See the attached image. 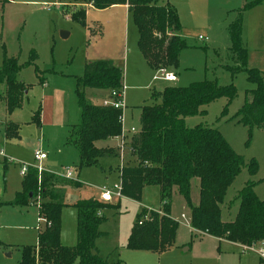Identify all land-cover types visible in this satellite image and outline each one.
<instances>
[{
  "label": "rangeland",
  "instance_id": "1",
  "mask_svg": "<svg viewBox=\"0 0 264 264\" xmlns=\"http://www.w3.org/2000/svg\"><path fill=\"white\" fill-rule=\"evenodd\" d=\"M161 2L170 3L177 10L182 39L187 46L181 52L179 67L173 70L178 77L175 82L154 79L160 73L151 70L140 53L137 28L132 15L124 7L100 13L89 9L94 8L91 3L73 7L68 0H0V67L5 57L18 59L22 66L19 80L28 87L21 107L7 116L4 101L6 85L0 84V187L4 203L0 209V264H20L23 249L37 246L39 233L47 227L39 215L38 197L34 204L15 203L16 193L21 189L23 177L20 172L24 165H41L59 176V189L64 192L61 203L101 197L104 187L112 189L120 182L121 165L130 161L129 148L123 158L119 153L117 159L102 160L105 171L97 167L78 170V151L65 143V135L69 134L67 126L78 124L81 115L76 96L77 78L86 74L91 63L99 61H110L124 71L123 132L128 139L140 130L142 108L159 103L153 98L154 93H160L169 86L189 87L204 81L218 82L221 86L233 83L238 96L225 118L221 116L227 100L222 98L205 108L206 115L186 117L185 124L188 128L204 125L218 130L246 163L255 159L259 165L255 176L244 168L228 189L221 206L224 221L232 222L235 219L239 210L236 198L249 181L255 183L256 196L264 200V131L253 128L250 136L249 128L234 119L244 104L246 91L254 86L248 82L244 72L233 77L225 68L237 65L229 51L227 28L238 16L236 10L231 11V8L239 10L245 0ZM243 32L248 50L247 67L257 69L264 82V1L245 14ZM64 34L67 36L64 37ZM200 36L208 38L209 42L200 41ZM108 92L87 89L86 97L90 103L100 105ZM38 111L39 126L33 121ZM9 121L19 125L20 140L5 139V125ZM115 141L119 152L120 141ZM105 145V142L97 144L98 147ZM39 149L48 153L49 159L45 164L34 158V151ZM5 158L10 161L6 169L3 167ZM67 169L73 173L70 179H66ZM77 182L80 187L75 186ZM198 199L199 180L193 179L191 200L196 205ZM119 200L120 203H117ZM119 200L110 202L113 205L117 203L118 208L103 211L107 220L102 224V229L107 235L99 240V248L104 256H108L119 244L125 246L127 236L143 210L158 211L162 207L160 188L157 186L145 187L140 202L125 197ZM73 204L64 206L61 211L60 240L62 244L66 242L65 245L77 242V210ZM189 216L186 200L178 194L174 195L171 199V217L179 221L180 228L177 248L170 253L179 255L187 264H196L199 250L214 255L215 246L209 240L202 244L194 240V248L187 253L182 252L186 247L181 246L190 238ZM143 253L153 260L141 263L130 261V264H159V256L156 258L148 252L123 248L121 256ZM223 257L221 264L232 263L231 256ZM242 257L244 264H259V256L251 251ZM233 263L238 264L237 259Z\"/></svg>",
  "mask_w": 264,
  "mask_h": 264
},
{
  "label": "trees",
  "instance_id": "2",
  "mask_svg": "<svg viewBox=\"0 0 264 264\" xmlns=\"http://www.w3.org/2000/svg\"><path fill=\"white\" fill-rule=\"evenodd\" d=\"M68 1L72 6L91 3L97 10L127 5L138 31V48L147 65L155 71L179 67L181 52L187 46L181 36L182 25L177 10L172 4L162 0ZM263 1L246 0L245 5L236 10L238 16L227 28L229 51L237 65L225 68L233 77L244 72L248 82L254 86L246 91L244 104L234 116L238 123L249 128L250 136L253 128L264 131V82L257 69L247 67L248 50L243 23L245 14ZM21 70L16 58L5 57L0 67V84L6 85L4 101L8 113L21 107L28 93L27 85L19 80ZM123 88L124 71L110 61L91 63L86 74L77 78L76 96L81 115L79 123L70 129L66 145L78 151V170L97 167L105 171L101 161L119 157L118 149L107 143L123 132L122 109L90 103L86 90L111 93L120 92ZM237 96L238 90L233 83L221 86L218 82L204 81L189 87H166L153 95L155 100H159L158 104L142 108L140 130L128 142L130 161L120 170L122 194L140 202L145 187L157 186L162 207L160 211L145 209L138 215L128 239L129 250L162 253L174 247L179 223L171 217V199L176 194L188 204L192 232L249 247L264 242V200L256 196L254 182L249 181L239 192L236 198L239 210L232 222L223 220L221 207L228 189L244 168L251 176L258 173L257 161L253 159L246 163L218 130L204 125L188 128L185 124L186 117L206 115L205 108L222 98L227 100L221 116L225 118ZM33 121L40 125V111L34 114ZM19 129V125H5V138L19 139ZM99 142L106 145L98 147ZM38 176L35 169L28 170L15 203L34 204L38 197L39 215L47 227L39 233L37 246L23 249L20 264H124L102 258L96 246L98 239L104 236L100 230L107 220L103 211L118 206L95 198L79 200L74 205L77 210V244L64 246L60 240L63 191L57 187L58 178L54 174L46 172ZM193 179L199 180L198 205L191 200ZM3 205L0 188V209ZM145 216H148L147 220H144Z\"/></svg>",
  "mask_w": 264,
  "mask_h": 264
},
{
  "label": "crops",
  "instance_id": "3",
  "mask_svg": "<svg viewBox=\"0 0 264 264\" xmlns=\"http://www.w3.org/2000/svg\"><path fill=\"white\" fill-rule=\"evenodd\" d=\"M245 3H246V0H245V2H243V4H242V7L245 5ZM125 8V9H127V11H128V6L127 5H120V6H115V7H111V8H108V9H105V10H97V9H95V8H92V7H90L89 9H92V10H94V11H96V12H100V13H106V12H108V11H110V10H113V9H118V8ZM241 7V8H242ZM240 8V7H239ZM232 10H237L236 8H231V11ZM129 12V11H128ZM181 36H182V32H181ZM200 37H202V36H200ZM200 37H199V40H200ZM203 38V37H202ZM205 39L206 38H203V40H200V41H202V42H204V43H207V42H209V39H208V41H205ZM151 70H153V69H151ZM167 72H169V73H172V74H174V71L173 70H167ZM175 76H176V78H177V80H178V77H177V75L176 74H174ZM156 77V76H155ZM155 77H154V79H155ZM155 80H157V79H155ZM176 80V81H177ZM163 81H165V80H163ZM165 82H169V81H165ZM44 84V83H43ZM110 98V92H108L107 93V95L106 96H103V98H102V100L103 101H105V100H108ZM103 101H102V103H103ZM98 105V104H97ZM7 110V108H5V111ZM7 114V113H6ZM13 114V112L12 113H8L7 114V116H9V115H12ZM6 124H15V125H18L17 123H15V122H11V121H9V122H7ZM61 126L63 125L62 123L60 124ZM72 126H74V125H69V126H67V132H70V129L72 128ZM123 134H124V136L126 137V140H129L128 139V136L123 132ZM69 135V134H68ZM68 135H67V133H66V135H65V141L67 140V137H68ZM5 137V136H4ZM6 139V138H5ZM7 141H11V140H8V139H6ZM12 140H20V138L19 139H12ZM115 140H118L117 138H115V139H111V140H109L108 141V143L107 144H109V145H111V146H113V147H117V141H115ZM66 143V142H65ZM36 151H41V152H43V153H46L47 154V159H46V162L48 161V159H49V156H48V153L44 150V149H39V150H35L34 151V153L36 152ZM78 158H79V155H78ZM9 162L10 161H8V159H4V161H3V167H4V169H6L7 168V166H8V164H9ZM46 162H44V164L46 163ZM25 166V165H24ZM23 169V168H22ZM47 171V170H46ZM22 172V171H21ZM21 172H20V174H21ZM48 173H51V174H54L57 178H58V185H57V187L59 188V184H60V178H59V176H57L55 173H53V172H50V171H47ZM21 176H22V174H21ZM23 178H24V176H22ZM60 177H62V176H60ZM67 179V178H66ZM22 181H23V179H22ZM22 181H21V189H20V191H18L17 193H16V195L19 193V192H21V190H22ZM77 184H80V183H75V186H77V187H80V185L78 186ZM1 188V187H0ZM60 190V189H59ZM63 196H64V192H63ZM63 196H62V198H63ZM1 198H2V189H1ZM92 198H95V199H98L99 201H101V202H103L102 200H101V197H92ZM124 198V197H123ZM90 199V198H89ZM122 199V198H121ZM86 200V199H85ZM117 200H119V199H117ZM72 203H74V204H76L75 202H73L72 200H70L68 203H62L64 206H68V205H72ZM103 203H106V204H111L110 202H103ZM117 203H120V200L119 201H117ZM117 203L115 204V206L117 205ZM198 203H199V199H198ZM198 203L196 204V205H198ZM73 204V205H74ZM111 205H113V204H111ZM195 205V204H194ZM119 207V206H118ZM117 207V208H118ZM112 210L113 209H115V208H111ZM148 211H155V210H148ZM158 211H160V209L158 210ZM104 214V213H103ZM105 215V214H104ZM106 216V215H105ZM175 220V219H174ZM177 221V220H176ZM178 223H179V221H177ZM188 230H189V240H187L188 242H185L182 246H181V248H185L182 252L183 253H187V252H189L190 250H192L193 248H194V245H193V243H194V240H196V241H198L200 244H202L203 242H205V241H207V240H209V241H211L213 244H214V246H215V249H214V255H212V254H206V252H205V250H203L202 252L199 250V252L197 253V256L199 257V259L197 260V262H196V264H221V262H222V260H223V256H231L230 258L232 259V263L237 259V261H238V264H244V259H243V257H242V255H244V254H246L249 250H245V249H243V247L244 246H242V245H239V244H235V243H231V242H228V241H225V240H220V239H217V238H214V237H212V236H208V235H205V234H201V233H199V232H196V231H193L192 232V230H191V227H190V216H189V222H188ZM132 228H133V226H132ZM132 228H131V230H132ZM179 228H180V223H179ZM100 230H101V232H103L104 233V236H106L107 235V232H105L103 229H102V225H101V227H100ZM178 232H179V230H178ZM130 234H131V231H130V233H129V235L127 236V240H126V244H125V246H122V244H119V245H117V246H115L111 251H110V254H108V256H104L103 254H102V252H101V249L99 248V240L100 239H102V238H104V236L103 237H101L100 239H98V241H97V243H96V246H97V248H98V250H99V253H100V256L102 257V258H109V260H110V262L111 263H115V262H117V261H121V262H123L124 264H130V261H133V263H141V262H143V261H145V260H153V258L152 257H147L144 253L143 254H126V255H124V256H121V251H122V249L123 248H125V249H127L128 250V248H127V243H128V239H129V236H130ZM177 237H178V233H177ZM188 238V237H187ZM186 238V239H187ZM176 241H177V238H176ZM176 241H175V245H174V247H172L170 250H168V251H166V252H162V253H154V252H148V253H151V254H154L155 256H156V258H157V255L159 256V264H187L185 261H184V259L182 258V257H180L179 255H175V254H171L170 252H172V250L174 249V248H177V246H176ZM186 241V240H185ZM65 243L66 242H64L63 243V245L64 246H68V247H72V246H75L76 244H77V242H75V244H71V243H68V245H65ZM67 244V243H66ZM124 245V244H123ZM119 249H121V251H119ZM134 251V250H133ZM136 252H146V251H136ZM251 252H253V253H255V254H257V256H259V264H262V263H264V260L260 257V255L256 252V251H251ZM117 253V254H116ZM236 253L239 255V256H241V257H239V256H237L236 255ZM114 254H116L115 255V257H113L112 255H114ZM167 254H170V256L169 255H167ZM164 256H166V257H164ZM112 257V258H111ZM228 262H230V261H228ZM231 263V264H232ZM234 264V263H233Z\"/></svg>",
  "mask_w": 264,
  "mask_h": 264
},
{
  "label": "built area",
  "instance_id": "4",
  "mask_svg": "<svg viewBox=\"0 0 264 264\" xmlns=\"http://www.w3.org/2000/svg\"><path fill=\"white\" fill-rule=\"evenodd\" d=\"M200 40H203V38L200 37ZM205 41H208V39L206 38ZM158 73H160V75L155 77V79L157 80L162 79V80L169 81V82H175L177 80L174 74L169 73L164 69L159 70ZM124 90H125V86L120 92H116V91L111 92L110 98L108 100L103 101L102 104L104 106L111 105V106H114L116 109H122V111H124ZM120 120L123 124V114L120 117ZM132 131L134 132L135 130L132 129ZM117 139L120 141L119 142V153H121L122 158H123L126 149L129 148L128 142L126 141V137L124 136L123 132L119 137H117ZM34 158L37 162L43 163L47 159V154L41 151H36L34 153ZM30 168H34L38 172L39 177H41L43 173L47 172L44 169V167H42L41 165H36L34 167L25 165L21 172L22 176H25ZM72 177H73L72 171L70 169H67L66 178L70 179ZM121 198H123L121 179H120V182L118 184H115L112 189L104 187L102 190L101 200L103 202H111L113 201V199L117 200ZM42 219L43 218H41V220ZM147 219H148V216H145L144 220H147ZM142 222L143 221H141L140 224H142ZM243 249L249 250V251H256L260 255V257L264 260V242L260 243L259 245H253L250 247L244 246Z\"/></svg>",
  "mask_w": 264,
  "mask_h": 264
},
{
  "label": "water",
  "instance_id": "5",
  "mask_svg": "<svg viewBox=\"0 0 264 264\" xmlns=\"http://www.w3.org/2000/svg\"><path fill=\"white\" fill-rule=\"evenodd\" d=\"M65 36H67V35L64 34V37H65Z\"/></svg>",
  "mask_w": 264,
  "mask_h": 264
}]
</instances>
